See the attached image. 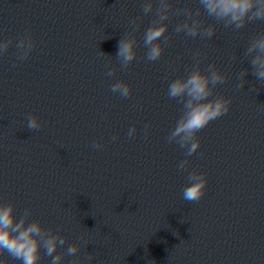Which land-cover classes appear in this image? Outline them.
<instances>
[{"label": "water", "instance_id": "water-1", "mask_svg": "<svg viewBox=\"0 0 264 264\" xmlns=\"http://www.w3.org/2000/svg\"><path fill=\"white\" fill-rule=\"evenodd\" d=\"M170 3L164 51L147 61L143 33L158 17L156 0L147 14L143 0H0V39L12 41L0 55V200L66 237L57 252L81 245L62 264H264V85L244 55L264 20L234 30L198 0ZM189 19L215 34L176 32ZM132 21L137 56L121 67L117 44ZM25 35L34 45L18 60ZM209 64L226 77L213 95L231 103L186 157L168 140L183 101L167 88ZM117 81L130 86L127 98L110 91ZM31 116L38 129L26 127ZM193 170L207 184L189 202L181 192Z\"/></svg>", "mask_w": 264, "mask_h": 264}, {"label": "clouds", "instance_id": "clouds-1", "mask_svg": "<svg viewBox=\"0 0 264 264\" xmlns=\"http://www.w3.org/2000/svg\"><path fill=\"white\" fill-rule=\"evenodd\" d=\"M158 3V17L143 33V44L147 49L145 59L157 60L164 51L160 38L168 30L166 23L170 16V0H156ZM200 8L208 17L216 21H222L224 25L231 26L234 30L241 29L245 24L252 21L264 20V0H198ZM153 0H143V12L153 10ZM176 32H184L186 36L211 38L215 34V26L202 27L199 19H189L176 27ZM136 31L135 21L130 22V32L117 44V58L121 67H127L137 56L136 39L132 33ZM12 43L8 39H0V55L9 48ZM34 42L31 36L25 35L20 39L16 47L19 50L18 60L27 58L32 51ZM244 55L248 58L252 73L260 85H264V33H258L250 42ZM199 61H197V64ZM115 72L110 68L106 75L111 77ZM246 75V70L240 72V77ZM226 79L225 74L209 64L206 71L198 67L177 77L168 84L167 95L170 99L179 98L183 101V111L173 130L168 136L169 141H175L180 148H186L185 156H191L200 147L198 138L199 131L210 121L226 113L230 107V99L223 96H214L213 89L217 84ZM244 81H241L243 84ZM110 91L118 94L121 98H127L131 89L123 81L112 84ZM41 126L38 117L31 116L27 119L26 127L29 130L38 129ZM147 128L148 125H145ZM136 133L135 126L128 130L127 135ZM96 148V145H93ZM187 159L179 161L177 169L183 171L187 168ZM207 179L204 173L196 170L191 171L187 177V183L182 189L181 196L185 201L198 200L205 191ZM30 210H25L21 216L16 215L15 205L0 200V264H9L12 260L20 264H41V249L43 255L51 256L50 264H62L64 255L69 256L77 253L81 245L73 243L63 253L57 249L66 243V237L52 230L44 228L39 220L29 221ZM53 253H56L53 255ZM71 264H80L72 261ZM84 264H92V259L84 261Z\"/></svg>", "mask_w": 264, "mask_h": 264}]
</instances>
